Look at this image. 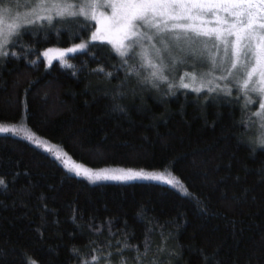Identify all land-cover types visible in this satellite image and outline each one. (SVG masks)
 I'll list each match as a JSON object with an SVG mask.
<instances>
[{
    "label": "trees",
    "instance_id": "obj_1",
    "mask_svg": "<svg viewBox=\"0 0 264 264\" xmlns=\"http://www.w3.org/2000/svg\"><path fill=\"white\" fill-rule=\"evenodd\" d=\"M74 42L79 40H70L64 30L59 38L51 31L47 39L43 31L34 38L25 34L23 43L31 50L18 47L19 60L0 63V126H23L93 171H167L201 198L210 214L160 181L90 183L25 136L0 132V177L7 185L0 187V264H27L26 257L36 264H79L73 247L87 253L90 241L115 244L127 236L143 250L145 234L154 246L163 234L181 252V264H200L194 250L211 253L217 246L227 264L235 258L244 264L253 253L258 257L264 245V182H258L257 169L264 166V149L253 155L246 142H237L244 129L243 97L213 99L215 94L186 89L164 95L166 85L159 92L137 88L133 95L132 81L121 86L126 95L117 101L125 112H114L111 94L102 90L114 91L124 73L114 72L108 83L93 71L98 65L112 71L118 64L107 51L96 50V59L91 53L69 56L75 69L57 61L46 65L33 54ZM245 187L250 191L242 197Z\"/></svg>",
    "mask_w": 264,
    "mask_h": 264
},
{
    "label": "snow or ice",
    "instance_id": "obj_2",
    "mask_svg": "<svg viewBox=\"0 0 264 264\" xmlns=\"http://www.w3.org/2000/svg\"><path fill=\"white\" fill-rule=\"evenodd\" d=\"M62 30L68 33L70 40L79 42L69 47H48L33 54L42 55L49 66L58 60L61 67L75 69V65L69 63L70 54H74V58L91 53L96 59V50L107 51L109 60H117L118 64L112 71H105L102 65L93 71L108 83L114 72L124 73L114 91L102 90L105 96H112V111L125 112L117 101L126 95L121 86L132 81L136 85L130 89L133 95L137 88L159 92L166 85L168 91L164 95H175L177 89H186L198 95L215 94L213 99L221 95H236L237 99L242 96L244 129L237 136V142H246L253 155L258 148L264 149V0H24L22 5L20 0H0V63L10 58L19 60L18 47L31 50L30 45L23 43L25 34L34 38L43 31L47 39L51 31L59 38ZM29 63L36 65L37 60ZM72 74L75 75V70ZM248 105L256 107L251 110ZM252 129L255 134H249ZM9 131L12 129L0 126V132ZM27 139L41 146L32 136ZM56 159H61L60 153H56ZM69 171L90 183L162 181L195 199L200 211L210 214L207 204L188 192L175 177L166 178L133 168L93 171L83 165ZM257 171L258 182H264V166ZM236 179L239 180V176ZM0 187L7 188L2 177ZM249 191L250 188L245 187L240 195L244 197ZM251 198L256 200L255 195ZM142 213L143 209L138 217ZM72 219L75 222V215ZM232 226L235 233L234 222ZM94 231L100 233L101 228L96 227ZM109 236H112L111 231ZM90 244L87 253L76 247L71 249L73 256L80 258L79 264H127L129 260L132 264H181L182 261L181 252L170 247L163 234L155 246L145 234L143 250L139 244L130 243L127 236L116 240L115 244L111 239L90 241ZM194 251L201 257L200 264H227L217 255L219 246L211 253L203 248ZM126 252L134 255L126 256ZM26 261L36 264L28 257ZM231 264H240V259H233ZM244 264H264V245L258 257L253 253L244 258Z\"/></svg>",
    "mask_w": 264,
    "mask_h": 264
},
{
    "label": "rangeland",
    "instance_id": "obj_3",
    "mask_svg": "<svg viewBox=\"0 0 264 264\" xmlns=\"http://www.w3.org/2000/svg\"><path fill=\"white\" fill-rule=\"evenodd\" d=\"M20 3L21 5L24 3V0H20ZM23 7H21L20 11H23ZM71 46V45H69ZM67 46V47H69ZM73 55V54H70V56ZM41 58L44 60L45 64L47 65L46 61H45V58L40 55ZM59 62L58 60H54L53 62ZM251 106V110H254L255 109V105H250ZM4 127H8V126H4ZM10 129H12V131H9L13 134H18V135H22V136H25V138H27L28 136H31L30 133L27 132L26 128H24L23 126H11V127H8ZM34 139L36 140H39L41 142V146H39L40 148H42L43 150H45L46 148L48 149H51V151H47V152H50V153H53L55 154L54 156H56V153H60V151L56 148H53L52 146L49 145V143H47L46 141L44 140H41V139H38L36 137H33ZM30 141V140H29ZM32 142V141H31ZM33 143V142H32ZM46 151V150H45ZM61 154V153H60ZM60 162L63 163V165H65V161L67 162V168L68 169H73L76 164L72 163L69 159H67L66 157L62 156L61 154V159L59 160ZM74 172V171H72ZM144 172H147V171H144ZM75 173V172H74ZM149 173H156V174H159V175H163L165 176L166 178H172L173 176L167 172V171H163V172H149ZM170 174V175H169ZM162 182V181H160Z\"/></svg>",
    "mask_w": 264,
    "mask_h": 264
}]
</instances>
